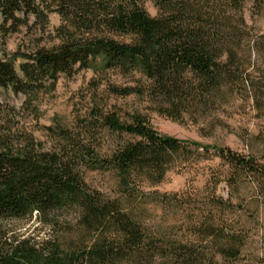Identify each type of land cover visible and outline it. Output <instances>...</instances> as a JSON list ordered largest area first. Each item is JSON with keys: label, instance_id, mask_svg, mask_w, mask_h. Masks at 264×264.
Masks as SVG:
<instances>
[{"label": "trees", "instance_id": "1", "mask_svg": "<svg viewBox=\"0 0 264 264\" xmlns=\"http://www.w3.org/2000/svg\"><path fill=\"white\" fill-rule=\"evenodd\" d=\"M152 1L156 17L145 0H0L1 37L9 23L16 32L31 18L45 26L51 13L62 21L58 46L0 58V90L35 95L76 67L140 75L135 85L95 86L84 116L46 128L49 147L0 124V264H264L250 248L252 225L264 224V154L183 141L111 103L134 95L195 124H211L236 97L264 111V82L253 74L264 42L244 17L248 2L260 14L264 0ZM213 157L228 167V199L219 180L204 197L147 191L177 165ZM95 172L116 177L114 195L88 184ZM33 219L44 239L2 229Z\"/></svg>", "mask_w": 264, "mask_h": 264}, {"label": "rangeland", "instance_id": "2", "mask_svg": "<svg viewBox=\"0 0 264 264\" xmlns=\"http://www.w3.org/2000/svg\"><path fill=\"white\" fill-rule=\"evenodd\" d=\"M144 8L151 17L158 15V8L151 0H145ZM244 17L250 31L255 38H262L264 42V11L257 14L253 3L245 5ZM3 19L0 15V25ZM31 18L28 25H22L16 32L10 26L5 27L3 51L0 58H11L17 52H28L36 46L51 48L58 46L57 29L62 25L61 17L51 13L45 26L35 25ZM7 30V32H6ZM21 61H17L18 69ZM256 68L253 74L264 82V50L256 57ZM140 75L136 74L135 79ZM133 77H122L118 72L107 71L104 75L96 74L90 69H78L71 76L61 75L54 88L42 91L35 95H15L11 91L0 90V104L3 106L5 116L0 117L1 123H9L14 131L31 135L34 139L46 147L50 146L49 135L46 128L57 123L71 125L77 117L84 116L90 107L91 97L95 86H99L100 92L104 91L108 84L116 86L135 85ZM112 105L121 108L125 113L139 112L145 115L160 133L175 137L183 141H193L203 145H212L231 150L243 155L254 154L260 157L264 154V111H259L252 98L247 101L236 97L232 105L225 112L210 117L211 124H195L187 120L177 123L169 118L148 110V102L136 96L125 98H112ZM229 173L228 167L218 158L209 160L190 161L177 165L171 170L165 181L155 187L147 188V191H157L161 194H178L184 196H207L209 185L216 180L221 181L217 195L228 199L229 186L225 177ZM87 182L92 187L108 195H114L117 188V179L114 175L106 173H89ZM244 196L253 194V187L248 186ZM236 202V200L234 201ZM154 208V207H153ZM152 208V209H153ZM161 214L159 209H154ZM169 215V221L172 217ZM264 223V220H262ZM251 233V251L264 253V224L254 226ZM2 229L8 232L16 231L23 238L44 239L48 231L39 226L36 219L24 223H6ZM253 248H252V247Z\"/></svg>", "mask_w": 264, "mask_h": 264}]
</instances>
